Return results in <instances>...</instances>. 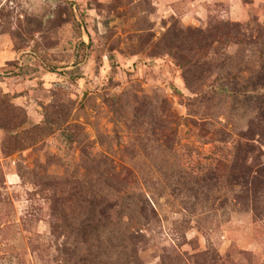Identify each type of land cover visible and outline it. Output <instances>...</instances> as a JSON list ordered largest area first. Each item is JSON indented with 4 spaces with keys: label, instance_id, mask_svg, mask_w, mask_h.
<instances>
[{
    "label": "rangeland",
    "instance_id": "rangeland-1",
    "mask_svg": "<svg viewBox=\"0 0 264 264\" xmlns=\"http://www.w3.org/2000/svg\"><path fill=\"white\" fill-rule=\"evenodd\" d=\"M0 264H264V0H0Z\"/></svg>",
    "mask_w": 264,
    "mask_h": 264
}]
</instances>
